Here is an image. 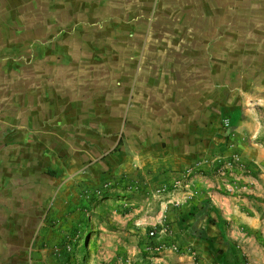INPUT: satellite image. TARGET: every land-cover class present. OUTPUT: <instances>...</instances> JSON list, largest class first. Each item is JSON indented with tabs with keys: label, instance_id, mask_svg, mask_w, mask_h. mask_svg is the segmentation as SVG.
<instances>
[{
	"label": "rangeland",
	"instance_id": "1",
	"mask_svg": "<svg viewBox=\"0 0 264 264\" xmlns=\"http://www.w3.org/2000/svg\"><path fill=\"white\" fill-rule=\"evenodd\" d=\"M210 1L130 0L136 63L161 49L153 61L180 76L172 94L185 89L171 122L190 164L119 171L115 148L84 154L86 175L42 207L38 235L64 264H264V0Z\"/></svg>",
	"mask_w": 264,
	"mask_h": 264
},
{
	"label": "crops",
	"instance_id": "2",
	"mask_svg": "<svg viewBox=\"0 0 264 264\" xmlns=\"http://www.w3.org/2000/svg\"><path fill=\"white\" fill-rule=\"evenodd\" d=\"M132 6L0 0V264H64L58 241L38 235L42 207L52 194L58 204L59 182L86 175L84 154L115 148L119 171L190 164L178 145L185 128L171 122L174 105L188 108L185 89L172 94L180 76L153 61L161 49L144 48L136 63L143 34Z\"/></svg>",
	"mask_w": 264,
	"mask_h": 264
},
{
	"label": "built area",
	"instance_id": "3",
	"mask_svg": "<svg viewBox=\"0 0 264 264\" xmlns=\"http://www.w3.org/2000/svg\"><path fill=\"white\" fill-rule=\"evenodd\" d=\"M151 236H153V233H150Z\"/></svg>",
	"mask_w": 264,
	"mask_h": 264
}]
</instances>
